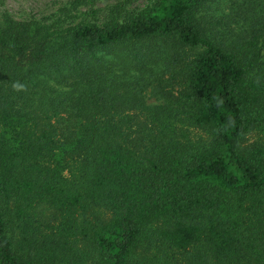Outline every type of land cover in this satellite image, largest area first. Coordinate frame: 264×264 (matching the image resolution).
I'll return each mask as SVG.
<instances>
[{
	"label": "trees",
	"instance_id": "obj_1",
	"mask_svg": "<svg viewBox=\"0 0 264 264\" xmlns=\"http://www.w3.org/2000/svg\"><path fill=\"white\" fill-rule=\"evenodd\" d=\"M139 1L0 14V264H264V0Z\"/></svg>",
	"mask_w": 264,
	"mask_h": 264
},
{
	"label": "rangeland",
	"instance_id": "obj_2",
	"mask_svg": "<svg viewBox=\"0 0 264 264\" xmlns=\"http://www.w3.org/2000/svg\"><path fill=\"white\" fill-rule=\"evenodd\" d=\"M76 0H0V14L6 16L9 14L16 19L28 20V19H43L51 20L52 16L60 11V9ZM118 0H96L97 7L101 9H107L112 6ZM148 0H140L136 5L145 6ZM89 6L85 3L78 7L80 11H85ZM101 11V14L103 11ZM107 11V10H106ZM103 18V17H101ZM106 216L104 211H100Z\"/></svg>",
	"mask_w": 264,
	"mask_h": 264
}]
</instances>
